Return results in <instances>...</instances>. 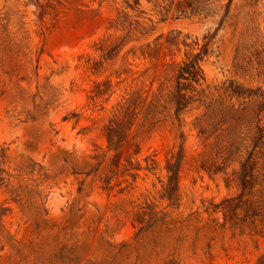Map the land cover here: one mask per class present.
I'll return each instance as SVG.
<instances>
[{
    "label": "rangeland",
    "instance_id": "374dc122",
    "mask_svg": "<svg viewBox=\"0 0 264 264\" xmlns=\"http://www.w3.org/2000/svg\"><path fill=\"white\" fill-rule=\"evenodd\" d=\"M0 264H264V0H0Z\"/></svg>",
    "mask_w": 264,
    "mask_h": 264
}]
</instances>
